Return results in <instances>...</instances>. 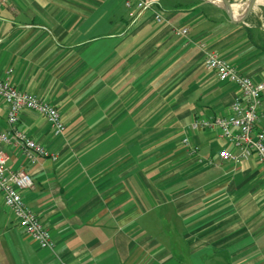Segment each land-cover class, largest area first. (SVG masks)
Here are the masks:
<instances>
[{
	"label": "crops",
	"instance_id": "obj_1",
	"mask_svg": "<svg viewBox=\"0 0 264 264\" xmlns=\"http://www.w3.org/2000/svg\"><path fill=\"white\" fill-rule=\"evenodd\" d=\"M157 8L161 22L123 0L0 6V77L65 124L55 136L42 114L20 112L17 127L49 153L33 163L0 143L7 170L31 177L22 197L54 243L39 247L0 194V264H264V175L255 154L221 159L232 146L213 123L240 91L199 48L260 80L264 16L234 18L209 0Z\"/></svg>",
	"mask_w": 264,
	"mask_h": 264
},
{
	"label": "built area",
	"instance_id": "obj_2",
	"mask_svg": "<svg viewBox=\"0 0 264 264\" xmlns=\"http://www.w3.org/2000/svg\"><path fill=\"white\" fill-rule=\"evenodd\" d=\"M11 0H0V6L7 5ZM135 3L137 13L152 10L157 22L164 20L157 8L159 0H123L129 7ZM175 33L184 36L186 28H178ZM199 48L204 54V65L212 70L221 80L234 83L240 96L230 105L227 116H220L213 122L219 129L220 135L232 146V150H222V160L238 161L255 154L264 175V126H257L262 94L264 93V78L254 80L236 71L225 59L216 52L208 50L204 45ZM0 97L7 104L8 130L0 132V143L19 145L30 162H35L37 156H48L43 145L28 136L17 127L20 112L29 109L42 114L51 126L53 135L59 136L65 130V124L57 108L48 101L26 91H21L10 84L7 79L0 77ZM211 122L197 121L193 126L208 125ZM52 158L53 155H50ZM6 155L0 150V194L4 205L22 227L25 233L41 248L53 249L54 243L48 229L43 225L39 216L24 201L21 191L32 185L31 177L23 170H7Z\"/></svg>",
	"mask_w": 264,
	"mask_h": 264
},
{
	"label": "rangeland",
	"instance_id": "obj_3",
	"mask_svg": "<svg viewBox=\"0 0 264 264\" xmlns=\"http://www.w3.org/2000/svg\"><path fill=\"white\" fill-rule=\"evenodd\" d=\"M219 1L222 2L221 0H219ZM247 2H248V0H229V3L230 4H238V5L241 6V7H236L234 9V11L232 9H229L230 10V13L234 15V13L237 12L238 15L243 16L244 11H245V8H246V5L245 4H247ZM254 8H255V10L257 12H260L264 16V5L263 4H261V3L258 2V3L255 4Z\"/></svg>",
	"mask_w": 264,
	"mask_h": 264
},
{
	"label": "water",
	"instance_id": "obj_4",
	"mask_svg": "<svg viewBox=\"0 0 264 264\" xmlns=\"http://www.w3.org/2000/svg\"><path fill=\"white\" fill-rule=\"evenodd\" d=\"M224 5V9L230 14V11L228 10L227 6H230L231 4L229 3V0H222ZM255 3H257V0H248L245 11H244V15L242 16L241 19L245 18L249 12L251 11V9L254 7Z\"/></svg>",
	"mask_w": 264,
	"mask_h": 264
},
{
	"label": "bare ground",
	"instance_id": "obj_5",
	"mask_svg": "<svg viewBox=\"0 0 264 264\" xmlns=\"http://www.w3.org/2000/svg\"><path fill=\"white\" fill-rule=\"evenodd\" d=\"M211 2H213V3H215V4H217V5H220V6H225L224 5V3H222V2H220L219 0H210ZM261 3V4H263L264 5V0H257V3ZM245 5H247V4H245ZM229 7H234V8H236V7H241L240 5H238V4H231L230 6H227V8H228V10H229ZM230 11V10H229ZM230 15L232 16V17H234V18H240L241 17V15H239V16H235V15H233V14H231L230 13Z\"/></svg>",
	"mask_w": 264,
	"mask_h": 264
},
{
	"label": "trees",
	"instance_id": "obj_6",
	"mask_svg": "<svg viewBox=\"0 0 264 264\" xmlns=\"http://www.w3.org/2000/svg\"><path fill=\"white\" fill-rule=\"evenodd\" d=\"M233 10V9H232Z\"/></svg>",
	"mask_w": 264,
	"mask_h": 264
}]
</instances>
